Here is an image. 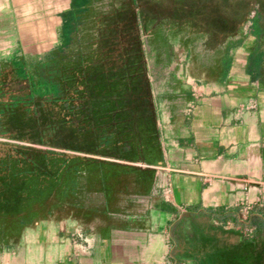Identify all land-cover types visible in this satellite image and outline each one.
I'll return each mask as SVG.
<instances>
[{
    "label": "crops",
    "instance_id": "1",
    "mask_svg": "<svg viewBox=\"0 0 264 264\" xmlns=\"http://www.w3.org/2000/svg\"><path fill=\"white\" fill-rule=\"evenodd\" d=\"M139 1L147 38L122 65L149 104L105 108L88 135L61 105L53 140L0 138V264H264V28ZM70 5L0 0V63L62 48Z\"/></svg>",
    "mask_w": 264,
    "mask_h": 264
},
{
    "label": "rangeland",
    "instance_id": "2",
    "mask_svg": "<svg viewBox=\"0 0 264 264\" xmlns=\"http://www.w3.org/2000/svg\"><path fill=\"white\" fill-rule=\"evenodd\" d=\"M72 1L70 9L67 12L60 13L62 24L58 26V39L56 41L62 43V48H53L47 51V54L45 51L34 54L31 58H27L28 61H22L24 65L19 63L20 59H15L13 62L4 61L0 63V138L19 139L31 137L44 143L51 132L49 135L53 140V138H56L54 135L56 131L57 133L59 132V129L56 128V125L50 124V120L58 119L62 116L61 112H64V108H60L61 105L63 107H66V104L67 106H75L76 99L81 96L79 91L82 85L80 82L77 83V81L83 79V68L91 63L102 64L103 61L119 64L123 59L126 60V58L131 57L130 54H124L123 47H120L121 45L118 43L120 38H118L119 29L116 24L117 21L122 23L123 20H126L124 18L126 16L132 17L129 9L132 0H87V4L80 11H75L73 18H71ZM174 1L175 3L172 0H140L139 2H142L143 6L148 9L150 7L151 9L156 8V10H161L162 12L177 13L179 15H184L186 12L194 13L193 7L187 6L190 5L188 3L189 0ZM219 1L207 0V3L210 5V8L205 12L207 16L221 11L224 14L231 13L230 11H233L231 8H236L235 11H238L236 14H241L243 11L241 8L248 2V0ZM252 15H254V12ZM122 17L124 18L123 20H121ZM67 21L70 22L71 27L69 40L63 34V24ZM164 21L167 23H165V26L172 27L174 25L172 23L173 20L168 19ZM138 22L142 24L140 20ZM143 24V31L145 32L146 28L148 29V25L144 26ZM134 25H138L137 20ZM115 26L117 29L114 28ZM185 26L191 27L192 24L186 23ZM245 26H251V21H246ZM171 27L170 33H162V38L164 39L160 42L164 46L163 49L166 51V57L168 58L172 56L170 53L172 47L179 43V38L182 36L174 33ZM144 32L142 34L139 32L138 36L143 35L146 39V33ZM38 35V46L42 47L45 38L43 35ZM31 37L32 35H29V38ZM108 37L115 42L116 46L107 45ZM121 40H124L123 37ZM175 53L179 54V51L175 50L173 54ZM160 55L161 53L158 56ZM48 81L57 82L63 93L54 94L51 90L52 85ZM68 91L69 93H67ZM46 93L48 95L44 96ZM66 95L68 98H65ZM41 96L44 97L39 98ZM55 96L58 97L56 98ZM10 99L18 103L9 102ZM62 100L65 102H59ZM19 103H29L26 106L27 112L20 110L23 116L22 119L27 121L32 116L30 121L34 123L38 121L37 126L40 128H37V130L31 129L26 132L23 129H18V119L15 120L14 118L13 120V117L15 111L19 112L17 109L24 106ZM41 119H48V130L45 129V125L43 126L45 121ZM72 138L70 135L69 140L71 144L73 142Z\"/></svg>",
    "mask_w": 264,
    "mask_h": 264
},
{
    "label": "trees",
    "instance_id": "3",
    "mask_svg": "<svg viewBox=\"0 0 264 264\" xmlns=\"http://www.w3.org/2000/svg\"><path fill=\"white\" fill-rule=\"evenodd\" d=\"M86 4H87V0H73L70 17L73 18L74 12L80 11ZM137 5H138L137 0L131 1L129 9L132 13V17L131 16L124 17L126 18V20H123L124 18L122 17L121 20H123V22L132 20L133 24L135 23V21L137 20V12H136V9L138 8ZM252 12H254V15H252L254 25L258 28L259 27L264 28V0H259V1L248 0V2L243 7V17H241V20L238 21V24L244 22ZM116 25L117 27L119 26V21H117ZM70 33H71L70 22L67 21L63 24V34L67 40H69ZM262 35L264 36V33ZM118 43H120L119 40ZM139 46H140V41L138 44V48ZM124 61L125 60L123 59V61H121L118 64V66L116 65L117 63L116 64L110 62L106 63V61H103L102 64L91 63L83 68V73H84L83 79L77 81V83L80 82V84L82 85L81 90L79 91V94H81V96H79L78 99H76L75 101L76 103L74 104L75 106L73 107L67 106L66 104V107H68L70 122H80V127L85 131L87 135L90 134V132H92L91 124L93 122H98L102 120L104 122L107 121L104 119L106 117H109V115L108 113H105L106 111L105 108L114 107V106L120 107L126 105L149 104L148 97L145 92L146 79L143 78L142 80H138L134 82H131L130 80L126 79L127 77L124 75V66L122 65ZM49 84L52 85L51 90L54 92V94L57 95L63 93L62 90H60L59 84L57 82L55 83L49 82ZM132 90H137L138 94L134 93V91ZM67 93H69V91ZM47 95L48 93H46L44 96ZM44 96H41L39 98H42ZM55 97L57 98L58 96ZM65 98H68V96L66 95ZM11 100L12 99H10L9 102H15L16 104L18 103L15 100L14 101ZM59 102L64 103L65 101L62 100ZM19 104H23L24 106L22 108L17 109L19 110V112L15 111L14 117L12 115L11 116L13 117V120L14 118L15 120L18 119V126H17L18 129L19 128L23 129L24 132L30 131L32 129L31 128L32 124L34 123L30 121L32 116H30L27 119V121H25L22 119L23 116L20 111V110L26 111V106L29 103L26 104L19 103ZM120 115L122 117L124 116L123 114ZM41 120L47 122L48 119L46 120L41 119ZM55 120H57V118L52 119L50 121L55 122ZM54 136H56V134Z\"/></svg>",
    "mask_w": 264,
    "mask_h": 264
},
{
    "label": "flooded vegetation",
    "instance_id": "4",
    "mask_svg": "<svg viewBox=\"0 0 264 264\" xmlns=\"http://www.w3.org/2000/svg\"><path fill=\"white\" fill-rule=\"evenodd\" d=\"M115 29H119V38H120V47H123V52L125 54H130V56H134V54L136 53V48L139 44L140 38L138 36L139 32H138V28L133 24V22L131 21H125L122 23H119V26L116 28V26L114 27ZM113 28V29H114ZM121 29V30H120ZM111 37V35H110ZM108 37L107 38V45L109 44V46H116L115 42L111 40V38ZM123 37L124 40H121ZM110 38V39H109ZM109 40H111L109 42Z\"/></svg>",
    "mask_w": 264,
    "mask_h": 264
}]
</instances>
